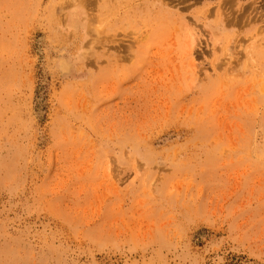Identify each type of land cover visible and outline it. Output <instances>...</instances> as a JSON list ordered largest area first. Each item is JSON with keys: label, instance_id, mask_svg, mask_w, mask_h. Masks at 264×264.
<instances>
[{"label": "rangeland", "instance_id": "1", "mask_svg": "<svg viewBox=\"0 0 264 264\" xmlns=\"http://www.w3.org/2000/svg\"><path fill=\"white\" fill-rule=\"evenodd\" d=\"M0 264H264V0H0Z\"/></svg>", "mask_w": 264, "mask_h": 264}, {"label": "bare ground", "instance_id": "2", "mask_svg": "<svg viewBox=\"0 0 264 264\" xmlns=\"http://www.w3.org/2000/svg\"><path fill=\"white\" fill-rule=\"evenodd\" d=\"M220 6H221V5H220ZM220 6H219V7H220ZM222 7H224V6H222ZM223 9H224V8H223ZM222 11H223V10H222ZM219 13H220V12H219ZM222 13H223V12H222ZM223 14H224V13H223ZM220 15H221V13H220ZM227 20H228V19H227Z\"/></svg>", "mask_w": 264, "mask_h": 264}]
</instances>
